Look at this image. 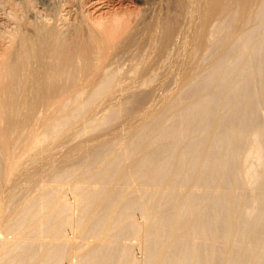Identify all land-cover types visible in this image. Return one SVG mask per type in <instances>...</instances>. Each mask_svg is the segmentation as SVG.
Here are the masks:
<instances>
[{
    "label": "bare ground",
    "instance_id": "1",
    "mask_svg": "<svg viewBox=\"0 0 264 264\" xmlns=\"http://www.w3.org/2000/svg\"><path fill=\"white\" fill-rule=\"evenodd\" d=\"M131 2L0 0V264H264V0Z\"/></svg>",
    "mask_w": 264,
    "mask_h": 264
},
{
    "label": "rangeland",
    "instance_id": "2",
    "mask_svg": "<svg viewBox=\"0 0 264 264\" xmlns=\"http://www.w3.org/2000/svg\"><path fill=\"white\" fill-rule=\"evenodd\" d=\"M125 2L129 5V6H133L132 4V2H131V0L130 1H127V0H125ZM0 11H1V9H0ZM1 14H2V12H1ZM1 14H0V16H1ZM69 121V120H68ZM71 122V121H70ZM69 122V123H70ZM67 186V183L65 184V186H64V188ZM134 216L136 217V218H141L140 216V211L139 210H134ZM128 243L130 244V246L132 247V249H133V251H134V253L137 255V256H139L140 254H141V252H140V248H139V244H138V241L134 238V239H130L129 241H128Z\"/></svg>",
    "mask_w": 264,
    "mask_h": 264
}]
</instances>
